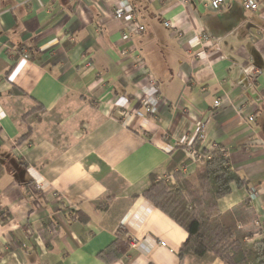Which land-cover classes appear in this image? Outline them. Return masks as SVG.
<instances>
[{
	"label": "crops",
	"instance_id": "crops-1",
	"mask_svg": "<svg viewBox=\"0 0 264 264\" xmlns=\"http://www.w3.org/2000/svg\"><path fill=\"white\" fill-rule=\"evenodd\" d=\"M257 1L214 11L209 0H130L146 28L130 34L117 0H0V264H225L213 253L181 263L187 231L144 196L152 175L174 181L169 163L198 137L245 182L220 212L249 199L242 229L264 248ZM180 168L199 188L195 164ZM120 228L129 249L107 262L99 254Z\"/></svg>",
	"mask_w": 264,
	"mask_h": 264
},
{
	"label": "trees",
	"instance_id": "trees-1",
	"mask_svg": "<svg viewBox=\"0 0 264 264\" xmlns=\"http://www.w3.org/2000/svg\"><path fill=\"white\" fill-rule=\"evenodd\" d=\"M190 148L202 155L201 159L193 161L188 155ZM192 163L195 164L199 188L180 168ZM166 171L174 181L152 175L144 196L187 231L188 238L179 252L181 263L187 256L199 258L213 253L225 264H264V248L253 251L247 244L254 232L242 229V224L248 223L250 200L246 199L226 213H221L218 207V201L231 193L232 183L245 185L233 169L227 152L218 145L213 151L202 148L198 137L191 146L178 148ZM101 207L106 211L109 205ZM124 235L120 228L117 239L99 257L113 262L124 255L129 249V244L123 240Z\"/></svg>",
	"mask_w": 264,
	"mask_h": 264
},
{
	"label": "built area",
	"instance_id": "built-area-1",
	"mask_svg": "<svg viewBox=\"0 0 264 264\" xmlns=\"http://www.w3.org/2000/svg\"><path fill=\"white\" fill-rule=\"evenodd\" d=\"M209 6L214 11H221L226 6V0H209ZM242 6L245 10H249V11L259 10V3L257 0H243ZM114 16L117 20H120L126 24L128 32L130 34H139V33H143L146 30L145 26L142 25L141 22L139 21L138 13L135 7L133 6V4L130 2V0H117L116 6L114 9ZM165 26L170 28L171 23L166 22ZM206 38H209V37L205 35V39ZM124 39L126 41H129L131 37L126 35L124 36ZM243 73L246 74V77L249 78L250 81H254L257 79L258 75L260 74V71L253 67V68L243 69ZM153 82L155 83V81ZM215 105L219 106L220 102L216 101ZM199 138L201 139V137ZM188 155L189 157L193 159V161L197 159H201L202 157V155H199L191 148L188 150ZM160 246L168 248V245L166 242H161ZM170 251L174 252L172 249Z\"/></svg>",
	"mask_w": 264,
	"mask_h": 264
},
{
	"label": "rangeland",
	"instance_id": "rangeland-1",
	"mask_svg": "<svg viewBox=\"0 0 264 264\" xmlns=\"http://www.w3.org/2000/svg\"><path fill=\"white\" fill-rule=\"evenodd\" d=\"M164 178H166L167 179V177H164ZM159 179H163V177H160ZM168 180V179H167ZM171 181V180H170Z\"/></svg>",
	"mask_w": 264,
	"mask_h": 264
}]
</instances>
